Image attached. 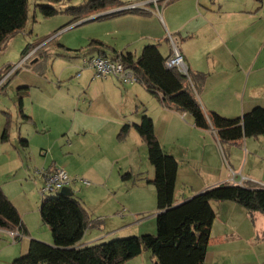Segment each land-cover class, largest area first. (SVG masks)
<instances>
[{
    "label": "crops",
    "instance_id": "crops-1",
    "mask_svg": "<svg viewBox=\"0 0 264 264\" xmlns=\"http://www.w3.org/2000/svg\"><path fill=\"white\" fill-rule=\"evenodd\" d=\"M124 1L130 3L138 0ZM149 6L150 9L129 10L105 17L127 16L137 22L155 20L160 31L146 35L144 42L156 43L163 56L170 52V34L190 71H201L205 75L197 90V98L204 110L236 117L255 105L264 106V0H166L160 1L162 14H157L152 4ZM131 44L132 41H129L122 49L117 50L130 51ZM106 77V81L98 82L103 84L104 90L109 88L115 91L123 102L121 111L124 114L121 119L117 117L114 120L115 132L120 131L122 124L128 123L130 126L126 137L130 141L142 143L133 123L138 122L145 113L152 119L154 133L163 149L177 160L174 204L207 187L225 182L236 183L241 178L243 184L264 186V133L233 141H220L215 130L195 126L189 113L164 106L139 82L122 83L112 74L104 76ZM21 111H26L23 99ZM26 116L28 121L32 120L30 115ZM162 124L165 132H161ZM72 129L71 124L69 132ZM86 131L73 130V140L68 143V147L73 149L75 142ZM169 132H179L175 143H168L165 133ZM20 138L22 137L19 136ZM25 139L27 145L24 148L29 144L28 139ZM116 144L113 143V148ZM98 151L102 155L100 149ZM86 152L89 153L88 149ZM113 159L118 163L120 157L114 154ZM112 162L107 171L109 173L115 164ZM19 163L14 167L24 165L22 159ZM96 166L85 164L83 171L88 172L91 180L86 179L90 183L78 182L82 187L95 185L94 192L108 194L111 192L110 177L106 174L103 176L100 173L103 168ZM53 169L51 166L39 171V191L43 185L44 173ZM127 169L134 172L131 166H120L117 167L118 175ZM2 181L0 180L4 193L21 215L25 234L30 235L32 226L26 217L31 205L30 199L21 198V194L11 192V188ZM131 183L139 193L143 191L146 194L150 190L146 189L149 187L143 179ZM72 191L74 193L73 189ZM21 192L24 193L23 190ZM80 197L84 207L90 209V214L91 210L97 213V210L87 206L83 196ZM40 201L41 198L37 203ZM139 205L140 208L135 209L137 212H133L132 206L131 215H123L121 211L114 215L111 212L97 215L98 226L87 229L79 244L126 235L127 231L155 233L156 193L155 208L152 210L154 217L148 223L143 212V197L140 198ZM211 206L215 217L211 224L203 264H264V212L247 211L233 200H212ZM38 237L50 241L47 235ZM143 251L131 258L127 264H154L151 253L144 251L143 256Z\"/></svg>",
    "mask_w": 264,
    "mask_h": 264
},
{
    "label": "rangeland",
    "instance_id": "rangeland-1",
    "mask_svg": "<svg viewBox=\"0 0 264 264\" xmlns=\"http://www.w3.org/2000/svg\"><path fill=\"white\" fill-rule=\"evenodd\" d=\"M86 1L28 0L29 20L25 29L16 32L0 49V69L8 64L15 67L13 74L0 85V137L3 129L7 130V139H0V145H3L0 146V180L5 181L11 192L30 199L31 205L26 217L32 226L30 235L24 234L17 239L9 231L0 229V264L23 255L31 238L52 242L49 227L39 218L37 203L41 198L38 173L51 166L63 167L70 177L90 179L88 172L83 169L85 164H92L97 165V168L101 166L103 170L100 173L110 177L112 193L108 194L94 192L95 185L82 187L79 182L70 184L76 197L83 196L87 206L97 210V213L91 210L90 214V209L86 207L92 220L105 212L114 215L121 211L123 215H131L137 212L135 209L140 208L141 197L146 223L154 217L152 210L155 208V191L151 181L154 170L148 160L146 144L143 140H140L142 143L130 141L127 135L118 138L119 131L115 132L114 120L122 118L123 102L115 91L103 89V84L98 81H106L108 77L94 76V69L86 61L98 54L97 49L89 47L94 39L104 44L106 54L111 52V48L122 49L127 42L132 41L130 51L138 52L134 54L139 55L143 45L148 43L144 42L145 36L158 33L160 26L155 20L137 22L127 16L84 18L65 26L71 18L66 11L67 7L79 6ZM40 4L52 5L57 13L43 16ZM30 50L37 51L22 61L25 58L23 54ZM0 81L3 82V78ZM18 90L26 91L22 98L25 112L20 111L17 104ZM26 115H30L32 120L28 121ZM71 124L73 129L69 132ZM160 128L161 132H165L163 124ZM76 129L87 131L82 132L84 134L70 149L68 143H72L71 137ZM172 132L165 133L169 144L176 142L179 133ZM19 136L28 139L26 148L19 142ZM114 142L117 143L115 148ZM114 154L120 157L118 163L113 159ZM21 159L24 165L14 167L20 164ZM112 160L115 164L109 173L107 171ZM120 166H131L134 172L127 169L118 175L117 167ZM125 172L130 173V176L122 179ZM141 179L148 185L146 189H150L146 194L143 191L137 192L131 183ZM54 193L45 194L50 196ZM127 232L126 235L99 240L141 234ZM44 235L50 241L38 237ZM144 251L151 253L147 249Z\"/></svg>",
    "mask_w": 264,
    "mask_h": 264
},
{
    "label": "trees",
    "instance_id": "trees-1",
    "mask_svg": "<svg viewBox=\"0 0 264 264\" xmlns=\"http://www.w3.org/2000/svg\"><path fill=\"white\" fill-rule=\"evenodd\" d=\"M125 4L127 2L124 0H87L79 6H69L66 11L71 18L65 26L93 14H97L95 18H98L139 10L110 11ZM39 9L45 17L57 13V9L50 4H40ZM28 20V0H0V49L16 32L25 29ZM89 47L97 49L98 55L121 61L133 71L137 82L160 103L189 113L195 126L212 128L220 141H233L264 133V106L255 105L236 117L204 110L197 98V90L203 83L204 73L189 69L186 76L175 68L165 66L166 56L161 54L156 43L144 44L139 55L114 48L106 54L104 44L96 39L91 40ZM11 68L12 65L8 64L0 69V80ZM12 74L13 71L3 82L0 81V85ZM25 93L26 91H17L20 111ZM129 126L128 123L122 124L119 138L127 134ZM133 126L146 144L148 160L154 169L151 181L156 193L155 233L133 234L80 245L85 231L92 226H98L97 219H91L89 212L74 193L65 195L57 191L50 196L44 193L38 212L42 222L51 231L52 242L31 238L27 251L5 264H127L131 258L146 249L151 252L154 264H203L211 224L215 217L212 200H233L247 211L264 212V186L258 184L220 183L174 204L177 160L161 146L154 133L152 119L147 114L143 113ZM6 139L7 130L4 128L1 140ZM19 142L23 147L27 145L25 138H20ZM129 176L128 172L122 174L124 179ZM0 229L18 230L23 235L26 230L20 213L4 193L1 184Z\"/></svg>",
    "mask_w": 264,
    "mask_h": 264
},
{
    "label": "built area",
    "instance_id": "built-area-1",
    "mask_svg": "<svg viewBox=\"0 0 264 264\" xmlns=\"http://www.w3.org/2000/svg\"><path fill=\"white\" fill-rule=\"evenodd\" d=\"M160 1H166V0H138L135 2L127 3L118 8L111 9L110 11L120 10V9L142 10V9H148L149 4H152L156 13L160 14ZM168 39L170 43V52L164 60L165 66L169 68H175L182 74L188 76L189 67L186 61L184 60L183 55L179 51L173 37L170 34H168ZM33 51L34 50L32 51L30 50L29 52H26L24 54L25 58L23 57L24 59L22 61H24L29 56H31ZM86 64L94 69L96 76L104 77L108 74H112L116 76L122 83H130L137 81L133 71L130 68L125 67L121 61L111 59L108 56H102L98 54L93 55L87 59ZM13 69H15V67L13 68L12 66V68L8 71L7 75L10 74L13 71ZM43 176H44L43 185L40 188L41 194H44L46 192H57L63 186L66 185L69 186L71 183H75L78 181L85 184L90 183L89 180L83 177H78V176L70 177L63 167H54L52 171L45 172ZM242 180L243 178H241L236 183L243 184ZM9 233L14 238L16 236H23V234L20 233L18 230H12L9 231Z\"/></svg>",
    "mask_w": 264,
    "mask_h": 264
},
{
    "label": "water",
    "instance_id": "water-1",
    "mask_svg": "<svg viewBox=\"0 0 264 264\" xmlns=\"http://www.w3.org/2000/svg\"><path fill=\"white\" fill-rule=\"evenodd\" d=\"M96 15H93V16H90L88 18H93L95 17ZM59 194H65V195H71L73 194V191L71 189L70 186L66 185V186H63L59 191H58Z\"/></svg>",
    "mask_w": 264,
    "mask_h": 264
}]
</instances>
